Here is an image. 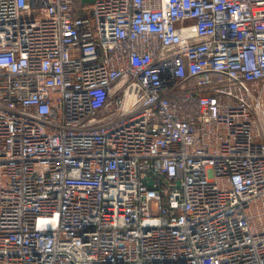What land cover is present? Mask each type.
Here are the masks:
<instances>
[{
    "label": "built area",
    "instance_id": "1",
    "mask_svg": "<svg viewBox=\"0 0 264 264\" xmlns=\"http://www.w3.org/2000/svg\"><path fill=\"white\" fill-rule=\"evenodd\" d=\"M0 264H264V0H0Z\"/></svg>",
    "mask_w": 264,
    "mask_h": 264
},
{
    "label": "water",
    "instance_id": "2",
    "mask_svg": "<svg viewBox=\"0 0 264 264\" xmlns=\"http://www.w3.org/2000/svg\"><path fill=\"white\" fill-rule=\"evenodd\" d=\"M149 185H151V182L149 183Z\"/></svg>",
    "mask_w": 264,
    "mask_h": 264
}]
</instances>
